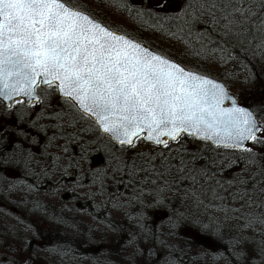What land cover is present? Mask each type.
<instances>
[{"label": "trees", "instance_id": "1", "mask_svg": "<svg viewBox=\"0 0 264 264\" xmlns=\"http://www.w3.org/2000/svg\"><path fill=\"white\" fill-rule=\"evenodd\" d=\"M62 1L187 69L221 80L231 92L239 82L252 83L257 92L234 95L262 118L255 105H259L257 94L264 92V0H173L174 13L158 10L148 0ZM98 7L117 13L121 21L110 17L106 21L93 11ZM37 93L39 101L24 106L38 108L17 113L16 130L0 131V201L21 205L27 213L20 221L5 219V231L16 232L25 219L27 225L31 222L39 228L31 219H43L48 229L38 232L48 243L49 260L55 257L56 264L63 250L86 264H119L116 255L135 256L138 242L145 246L141 253L145 264H156L153 250L160 247L155 245L159 236L150 211L162 207L171 227L164 239L187 241L185 227H192L215 242L212 258L221 257L224 264H264V156L259 155L263 136L252 138L239 151L207 142L193 149L191 141L198 139L181 135L143 157L100 133L90 118L57 95L54 85L37 86ZM253 139L260 150L254 155L256 161L254 153L243 152ZM212 150H218L216 155ZM222 151L243 154L233 159L243 165L244 175L236 182L227 175ZM16 185L19 195L13 191ZM153 185L159 190H150ZM164 186L169 188L166 192L179 196L177 203H164L158 197L165 193ZM65 202L74 208V215L78 210L91 218L101 217L107 234L96 238L95 228H90L86 238L79 239ZM1 212L8 213L0 206ZM108 213H120L122 225L116 228L107 220ZM110 238L114 251L121 253H111ZM93 242L99 243L98 252L92 249ZM184 249L177 245L170 251L186 256Z\"/></svg>", "mask_w": 264, "mask_h": 264}, {"label": "water", "instance_id": "2", "mask_svg": "<svg viewBox=\"0 0 264 264\" xmlns=\"http://www.w3.org/2000/svg\"><path fill=\"white\" fill-rule=\"evenodd\" d=\"M54 85L119 146L181 135L242 150L262 130L214 77L187 69L62 0H0V102L34 104Z\"/></svg>", "mask_w": 264, "mask_h": 264}, {"label": "rangeland", "instance_id": "3", "mask_svg": "<svg viewBox=\"0 0 264 264\" xmlns=\"http://www.w3.org/2000/svg\"><path fill=\"white\" fill-rule=\"evenodd\" d=\"M67 1L72 2L74 0H67ZM147 2H148V4L152 5L153 7H156L158 10H163V11L174 13V11H176V9H177V7L175 6V2L173 0H148ZM93 11H95L96 14L101 16V17L104 16L106 21H108L110 19L121 21V17L117 13L113 14V11H111V10H105L103 8L99 9V7H98V9H93ZM105 15H108V16H105ZM108 17H110V19ZM110 23L113 24L115 22L110 21ZM252 86H253L252 83L250 84L249 82H239L236 85H234V87H232L231 89L234 92V94H237L238 96L239 95L245 96V95H249L250 93L252 94V92H254V91L257 92V90L255 88L252 89ZM40 88H43V87H40ZM257 100L259 102V105H255V108L259 109L260 112L262 113V118H260V120L264 124V92H262L261 94L260 93L257 94ZM53 102H55V99H53ZM24 105H25V103L20 101V100L14 102L9 108H5L0 103V123H1L0 131L2 133H7V131L9 129H13V131L16 130L14 128H16V126L18 125V121L20 119L19 116L17 115V113H19L20 111H24L23 114H27V113L31 112L32 110H34V109L36 110V108H38V106H35L31 109H28ZM191 142H192V144L190 145V148H193V149L194 148L200 149L204 143V141H202V140L200 141L199 139L196 141H191ZM257 145H258L257 140L253 139V143L248 145L247 148L245 149V151H243L244 153H247L249 156H250V154L254 153L253 154V160H255V161H256V159L254 157V155L256 156L255 153L260 152V150L258 151L259 148H257ZM154 148H155L154 145L145 143V142L141 141L140 139H137L134 142V144L132 146H130V149L134 153H138V154L142 155L143 157H145L146 154L152 152ZM212 151H213L212 154H214V155H216V153L218 152V150H212ZM261 151H262V153L260 152L259 155L264 156L263 155L264 150L261 149ZM223 153H225L223 161H225V164L227 165L226 167H228L227 168V175H228L229 179L235 181V179H239V177L241 178L244 175V173L242 172L243 165L241 166V164H239V162L235 163V161H233V159L241 158L243 154L241 153V154H238L236 156L234 151H226ZM255 165H256V162L253 166L254 169L256 167ZM159 187L160 186L153 185V186H149V189L152 191H157V190H159ZM163 189H164L165 193L160 194L158 197L162 198L164 203H168L169 201H171L173 203L178 202L179 196H177L176 194L173 195V193L170 194V193L166 192L169 189L168 186H164ZM151 198H152V196L148 197V199H151ZM263 200L264 199H262V201ZM57 204H58V201H55L54 207H57ZM0 206H1V209L3 208L4 212L5 211L8 212L7 214H4L2 212L0 213L1 220H3L2 224H1L2 230L5 229V226H4L6 224V223H4L5 219L10 220L9 222H11L13 219H15V220L17 219L18 221H20V219H22V217L26 218L27 213H25L24 208L21 207V205L5 204L1 199ZM71 207L72 206H70L69 203L65 202V208L68 211H70L69 213L72 215L74 208L73 207L71 208ZM14 209L17 210L18 213L15 212ZM76 211H78V210H76ZM76 211H75L76 215L73 214L74 216L73 215L70 216L68 213H66V212L65 213L67 214L68 220L70 221L69 223L70 224L74 223L78 226V229H79L78 234L80 236H77V237L79 239L86 238L85 236L88 234V232H86V230L90 229V228H93V229L95 228V230L93 232L96 234H93V235L94 236L96 235L95 236L96 238L101 239L107 234V233H105V229L107 227L106 226L107 224L103 223V221L100 220L101 217L99 218L97 215H95L94 218H91L89 216H86L85 214H81L80 212L77 213ZM101 212L103 213L105 211L103 210ZM108 215H109L108 219L106 217L105 218L108 221L113 222L115 224L116 228H117V226L122 225L120 223V220H121V214L120 213L116 214L115 216L112 213H108ZM72 217H75V219H73ZM150 218L153 220L154 229L156 228L158 230L157 236H159L158 237L159 240L156 242L155 245L158 244L159 246H161L158 248L157 247L154 248L153 251L156 255L159 254L158 252H160V255H165L168 248L171 249V247L178 245L179 248H181V249L185 248L184 252H187L188 250L191 249L190 255H203V256L208 257V264H224V262L222 260H219V258H221V257H218V258H216V257L212 258L211 257V255L213 254L211 252V250L214 249L216 246L215 242L212 241L206 235L199 233L198 230H196L192 227H185V230L186 229L188 230L187 234L190 237V239L187 241H184V240L178 241V240L173 239V238H165L164 239V237L168 236V230H170V228H171L167 224V210L165 208L158 207V208L151 209ZM31 220H34L35 223H38L39 225L40 224H47V222H45L43 219L37 218L36 216H35V219H31ZM22 223H24V224H21V227L28 228V232L30 233V235H31L33 230H38V229L40 230V228L35 227L36 225L33 226L31 224V222H29L27 225L26 219ZM49 224L51 225V223H49ZM129 224L130 223H127L125 225V227L128 229L131 228V225H129ZM113 228H115V227H113ZM111 237H112V235H111ZM2 238L7 239V240L13 239L11 233H9V235L6 234V236H2ZM33 238L37 239V240L38 239L41 240L42 237L40 235V232H37V235L33 236ZM200 239L208 240V241L207 242L204 241L205 243H203V244L192 242L194 240H200ZM84 242H85V240H84ZM110 242H111V246L109 248L112 249L111 253L112 252L118 253V251H119V253H121L120 250L114 251L115 242H114L113 238L111 239ZM127 242L128 241L124 242V244L129 245V243H127ZM140 243L141 242L137 243V244H139V247H138V250H137V253L135 254V256L127 257L125 254L122 253L121 258H120L117 254L116 260L118 261V263L119 264H125L126 262H128V264H145L146 259H143V257H141V253L144 252L145 246L141 245ZM142 244H145V243L143 242ZM146 244H148V243H146ZM98 246H99L98 242H93V245L91 247L94 250V252L99 251V248H97ZM167 246H168V248H166L167 249L166 250L164 247H167ZM128 252H130V247L127 248V252H126L129 255ZM50 260H51V262H54V264H56V262H55L56 258L55 257L50 256ZM149 260H151V258H149ZM240 260H241V258H237V261H240ZM83 263L86 264L88 262L85 261Z\"/></svg>", "mask_w": 264, "mask_h": 264}, {"label": "flooded vegetation", "instance_id": "4", "mask_svg": "<svg viewBox=\"0 0 264 264\" xmlns=\"http://www.w3.org/2000/svg\"><path fill=\"white\" fill-rule=\"evenodd\" d=\"M260 135L264 137V129L257 134V136ZM18 178V176L15 177V179ZM13 191L15 195H19L17 185ZM15 212L18 213L17 210H15ZM1 224L2 221L0 217V264H52L49 260L46 246V244H48L47 241L33 238V236L37 235L39 230H33L30 235L28 228L20 227L16 232L11 233L13 239L7 240L3 239L2 236H6V234L9 235V233L5 231V229H1ZM39 228L43 229V231L44 229L47 230L48 224H40ZM21 232H24V235L20 234ZM204 241L207 242L208 240L200 239L192 242L203 244L205 243ZM190 250L187 251L189 254L186 256L173 255V251L170 250H167L165 255H160V252H158L159 254L154 259L156 260V264H208V257L203 255H190ZM65 253V250L61 252L57 264H84L75 256L71 257Z\"/></svg>", "mask_w": 264, "mask_h": 264}]
</instances>
